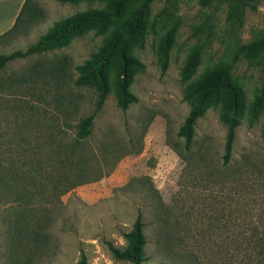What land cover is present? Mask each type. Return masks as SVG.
<instances>
[{"label":"rangeland","instance_id":"1","mask_svg":"<svg viewBox=\"0 0 264 264\" xmlns=\"http://www.w3.org/2000/svg\"><path fill=\"white\" fill-rule=\"evenodd\" d=\"M33 1L43 16L22 20L0 53L111 0ZM144 20L142 44L131 47L142 63L129 87L137 101L116 104L114 54L111 90L82 142L77 124L96 92L75 85V67L104 36H70L0 70V264H75L81 255L132 264L109 244L125 245L138 212L143 264H264V49L245 48L264 34V0H151ZM208 69L242 89V104L233 111L224 92L212 94L185 147L177 131ZM231 117L239 123L224 162Z\"/></svg>","mask_w":264,"mask_h":264},{"label":"trees","instance_id":"2","mask_svg":"<svg viewBox=\"0 0 264 264\" xmlns=\"http://www.w3.org/2000/svg\"><path fill=\"white\" fill-rule=\"evenodd\" d=\"M59 1L78 3L82 0ZM150 1L111 0L104 7H90L60 18L54 21L52 26L25 50H14L8 54L0 53V70L13 59L26 57L59 46L65 43L70 36H80L92 30L95 34L104 36L103 43L98 47L97 51L89 59L75 67L78 72V76L74 81L75 85L89 87L96 92L94 107L77 124L76 140L82 142L91 133L94 120L101 111L111 90L106 70L107 64L114 54L118 60L116 67L118 77L114 87L116 104L119 108L125 110L131 103L137 101L136 95L129 90V87L136 73L142 68V63L131 53V47L135 42L139 45L142 44L145 30L144 19L149 12ZM42 16V9L33 0H24L14 24L0 34V40L12 33L22 20H35ZM113 18H116V20L113 21ZM124 33L126 34L125 37L123 36ZM245 48L252 54L263 50L264 34L256 41L246 45ZM194 88L197 93V100L177 131V134L183 137L185 147L191 145L196 121L204 111L205 101L212 94L218 91L224 92L228 107L233 111H237L241 107L243 100L242 89L214 69L206 70L200 80L194 85ZM238 123L239 121L236 117L228 119L223 154L224 162H228L230 159ZM123 236L126 242L123 247L109 244L113 256L120 260L130 261L132 264H143L147 239L140 212L137 213L130 230L125 232ZM75 264H88V262L86 257L81 255Z\"/></svg>","mask_w":264,"mask_h":264},{"label":"crops","instance_id":"3","mask_svg":"<svg viewBox=\"0 0 264 264\" xmlns=\"http://www.w3.org/2000/svg\"><path fill=\"white\" fill-rule=\"evenodd\" d=\"M24 0H0V34L14 24Z\"/></svg>","mask_w":264,"mask_h":264}]
</instances>
